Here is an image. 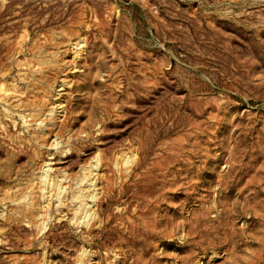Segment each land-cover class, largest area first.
<instances>
[{
    "label": "rangeland",
    "instance_id": "rangeland-1",
    "mask_svg": "<svg viewBox=\"0 0 264 264\" xmlns=\"http://www.w3.org/2000/svg\"><path fill=\"white\" fill-rule=\"evenodd\" d=\"M0 89V264H264V0H0Z\"/></svg>",
    "mask_w": 264,
    "mask_h": 264
},
{
    "label": "bare ground",
    "instance_id": "bare-ground-1",
    "mask_svg": "<svg viewBox=\"0 0 264 264\" xmlns=\"http://www.w3.org/2000/svg\"><path fill=\"white\" fill-rule=\"evenodd\" d=\"M18 45H19V44H18ZM32 66H33V65H32ZM29 67H30V65H29ZM2 87H4V86L2 85ZM8 89H9V88H8ZM0 90H1V92H3L2 89H0ZM5 92H6V91H5ZM8 92H9V90H8ZM8 92H7V93H8ZM10 92H11V90H10ZM3 93H4V92H3ZM5 94H6V93H4V95H5ZM0 95H3V94L0 93ZM4 95H3V97L1 96L2 99L4 98ZM6 95H7V94H6ZM6 95H5V96H6ZM9 95H10V94H9ZM9 95H7V96H9ZM11 95H12V94H11ZM7 96H6V97H7ZM0 99H1V98H0ZM2 99H1V101H3ZM6 99H7V98H5V101H6ZM11 101H12V100H11ZM11 101H10V102H11ZM89 175H90V174H89ZM91 176H92V175H91ZM51 187H52V186H51Z\"/></svg>",
    "mask_w": 264,
    "mask_h": 264
}]
</instances>
